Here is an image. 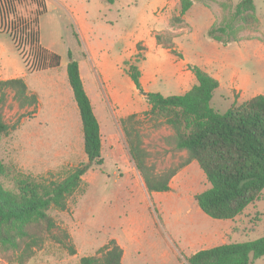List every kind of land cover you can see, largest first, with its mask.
<instances>
[{
  "label": "rangeland",
  "instance_id": "rangeland-1",
  "mask_svg": "<svg viewBox=\"0 0 264 264\" xmlns=\"http://www.w3.org/2000/svg\"><path fill=\"white\" fill-rule=\"evenodd\" d=\"M44 1L40 43L57 53L64 66L69 55L81 63L90 95L95 97L103 164H92L84 173L66 209L49 211L57 224L55 232L69 233L67 243L75 253L47 240L23 264H80L81 256L97 254L111 238L123 248V264H188L187 258L202 248L264 236V188L234 218H212L196 203L195 195L210 184L192 160L171 178L168 191L149 193L119 122L128 113L138 114L147 161L156 171L175 166L186 157L185 151L171 144V128L144 114L149 105L128 75L137 43L142 59L134 63L145 91L182 94L196 83L188 65H197L218 79L210 103L221 113L232 104L264 95V0H254L256 27L244 28L240 37L229 43L213 40L207 30L226 15L222 3L233 7L240 0H193L179 26L171 22L172 15L179 12V0ZM32 9V5L19 7L22 14ZM81 25L87 28L88 37L81 35ZM0 28L4 31L0 32V76L4 78L18 74L25 67L23 60L30 64L31 58L23 50L22 59L6 29L1 24ZM156 33L162 36L160 44ZM168 39L176 54L165 47ZM89 40L94 51L87 49ZM112 95L117 97L115 103ZM31 109L19 108L10 92L0 107L11 127L0 136V157L7 167L1 181L8 188L15 180L28 177L59 180L87 160L77 106L72 125L60 117L35 122L38 131ZM33 132L39 135L33 137ZM71 133V143H65ZM6 255L0 251V264H15L8 262ZM251 263L264 264V256L251 258Z\"/></svg>",
  "mask_w": 264,
  "mask_h": 264
},
{
  "label": "trees",
  "instance_id": "trees-1",
  "mask_svg": "<svg viewBox=\"0 0 264 264\" xmlns=\"http://www.w3.org/2000/svg\"><path fill=\"white\" fill-rule=\"evenodd\" d=\"M179 12L172 15L173 25H180L191 8L193 0H179ZM32 5L33 9L22 14L19 7ZM226 15L207 30L208 37L220 43L236 41L244 28L256 27L254 0H240L233 7L222 3ZM46 11L44 0H0V24L6 29L14 46L23 58L26 50L31 58L29 70L58 67L60 56L40 43L39 18ZM0 32H4L0 28ZM170 35V33H166ZM160 33L155 34L161 43ZM165 47L176 54L172 40ZM129 63L128 75L135 88L144 95L150 118L158 119L171 130V144L176 150L185 151L186 157L175 166L156 171L149 164L148 151L138 129V114L120 118V125L134 165L147 192H164L170 189V180L183 166L195 160L204 172L210 186L195 195L199 208L216 219H230L240 214L254 202L264 188V95L256 94L226 111L219 112L211 106V98L219 86L217 78L197 65H188L196 83L179 95L164 96L142 88L141 73L134 62H139L140 43ZM69 84L77 104L83 131V151L87 160L57 179L32 178L15 180L13 187H5L1 178L7 167L0 157V251L5 259L23 264L47 240H53L75 253L68 245L70 235L58 229L49 211L64 210L69 196L77 189L84 173L92 164L102 165L99 123L90 99L83 87L78 63L69 55L66 66ZM19 108L35 107L37 97L29 93L22 77L0 79V107L8 93ZM11 127L0 112V136ZM122 247L109 239L97 254L84 255L80 264H121ZM264 256V236L239 243H222L202 248L187 258L188 264H252L251 258Z\"/></svg>",
  "mask_w": 264,
  "mask_h": 264
},
{
  "label": "crops",
  "instance_id": "crops-1",
  "mask_svg": "<svg viewBox=\"0 0 264 264\" xmlns=\"http://www.w3.org/2000/svg\"><path fill=\"white\" fill-rule=\"evenodd\" d=\"M87 32H88L87 28L84 25H81V35H85L88 37ZM87 46H88L87 49H89V51L90 50L94 51L90 40L88 41ZM134 51L135 49L133 50V52ZM132 55L133 53L131 54V56ZM78 68H79V74H80V77L83 83V87L90 99L93 111L97 118V115L94 109V103H93L95 101V97L90 95V92H89L90 89H89V86H87V82H86L87 77L85 76V74L84 75L82 74V65L79 62H78ZM15 77H22L26 83L27 90L29 91V93H33L37 97V104L35 107H32L31 109L33 110V112L31 113V116L33 117L35 130L38 131V128L35 125V122H38L37 124H41V123H45L46 121L48 122L49 120H52V119L53 120L59 119L60 117H62L64 122L66 121L67 123H69L70 121V124L72 125L74 114L76 111L75 108L77 104L76 102L74 103L75 100L73 97L72 88L69 84L66 66L62 65L61 60H60V64L58 67L40 69V70H29L25 64L24 69L19 71L18 74H14L10 77H4V78L0 76V79H8V78H15ZM141 85H142V81H141ZM111 98L114 103L117 101L116 95H112ZM131 113H128L127 115ZM99 129H100V135H101V149H102V132H101L100 125H99ZM32 135L33 137H36L39 135V133L37 134V132L35 133L33 132ZM72 139H73V133L70 134V136L66 139L65 143L67 142L70 144ZM78 141H80V136L78 137ZM40 143L44 145L41 141ZM122 258H123V255H122ZM121 264H123L122 260H121Z\"/></svg>",
  "mask_w": 264,
  "mask_h": 264
}]
</instances>
